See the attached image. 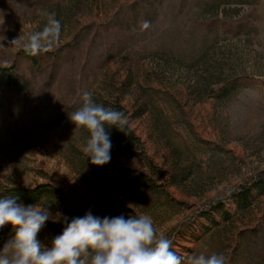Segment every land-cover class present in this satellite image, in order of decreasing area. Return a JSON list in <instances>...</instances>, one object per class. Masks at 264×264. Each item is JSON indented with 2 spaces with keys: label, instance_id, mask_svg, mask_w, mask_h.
Instances as JSON below:
<instances>
[{
  "label": "rangeland",
  "instance_id": "obj_1",
  "mask_svg": "<svg viewBox=\"0 0 264 264\" xmlns=\"http://www.w3.org/2000/svg\"><path fill=\"white\" fill-rule=\"evenodd\" d=\"M47 1L0 0V68L28 83L0 85V195L48 187L68 217L149 214L182 257L264 264V191L244 211L228 200L226 219L199 215L264 170V0ZM136 3L133 26L121 9ZM29 45L45 53L40 68L21 55ZM85 91L128 118L102 166L70 119ZM137 173L156 193L132 184Z\"/></svg>",
  "mask_w": 264,
  "mask_h": 264
},
{
  "label": "clouds",
  "instance_id": "obj_2",
  "mask_svg": "<svg viewBox=\"0 0 264 264\" xmlns=\"http://www.w3.org/2000/svg\"><path fill=\"white\" fill-rule=\"evenodd\" d=\"M59 30V21L49 17ZM32 54V46L25 49ZM75 126L89 137L81 147L92 164L111 160L110 129L126 132L127 116L97 104L92 95L82 94V106L70 116ZM110 126V127H109ZM60 223L62 231L45 244L38 233L46 222ZM12 226L13 235L0 247V264H227L223 253L182 257L173 239L157 230L149 214L68 217L51 205L19 202L17 197L0 196V228Z\"/></svg>",
  "mask_w": 264,
  "mask_h": 264
},
{
  "label": "trees",
  "instance_id": "obj_3",
  "mask_svg": "<svg viewBox=\"0 0 264 264\" xmlns=\"http://www.w3.org/2000/svg\"><path fill=\"white\" fill-rule=\"evenodd\" d=\"M50 1L52 0H48L47 2ZM137 5L138 4L136 3L121 9V12L125 13L123 17H126V21L127 19H132L133 26H135L136 23V21H134L136 19V16H138L140 12L143 11ZM121 12H119V14ZM44 54L45 53L43 51L34 50V49H32V54H30L26 50L21 52V55L25 59V61L35 68L41 67ZM17 70H18L17 67L14 65L0 68V85L17 90L20 93H26L28 89L27 88L28 83L26 81V78L22 77ZM81 106H82V102L74 108L78 110V108H80ZM109 131L111 135L118 134L120 136V140L128 139L127 131L123 132L112 128H110ZM121 172H127V171L123 170ZM131 181L132 184L134 185H140L142 187L147 188V190L150 193H156V190L152 187L150 178L145 174L137 173L135 174V176H133V178H131ZM263 191H264V170H261L255 173L248 182L241 183L236 185L235 187L229 188L219 198L210 201L208 205L199 212V215L204 216L208 221H212V222H215L212 213H216L221 218L226 219L228 218L229 215V212L226 209V202L228 200H231L236 205L239 211H244L245 209L251 206L254 197ZM2 196L17 197L18 201L23 202L25 205L33 204V203L37 205H49V201L53 196V192L48 187H39L37 189H32V190L10 189L7 192L3 193ZM192 221L193 220L191 219L189 222ZM189 222L187 221L182 222L177 228H175L176 229L175 233H177L176 236L177 235L180 236L185 232ZM61 231H62L61 224L51 225L46 223L38 234L41 233L60 234ZM7 233L9 234L10 237L13 235L12 226L10 224H6L3 228H0V234H7Z\"/></svg>",
  "mask_w": 264,
  "mask_h": 264
}]
</instances>
